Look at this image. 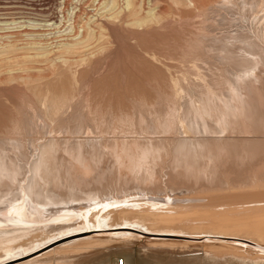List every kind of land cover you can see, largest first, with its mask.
I'll use <instances>...</instances> for the list:
<instances>
[{"label":"bare ground","instance_id":"1","mask_svg":"<svg viewBox=\"0 0 264 264\" xmlns=\"http://www.w3.org/2000/svg\"><path fill=\"white\" fill-rule=\"evenodd\" d=\"M79 2L80 0L77 3ZM170 2L178 6L184 3L191 5L194 2V7H199L202 9L201 11L211 17H215L216 14L214 12H217V20H220L222 25L229 24L231 17L234 18L236 25L233 28L228 25V27L221 28L211 27V30L213 29L214 31L212 35H210V32L206 34L203 31L200 38L196 36L199 42L196 39V42L183 46L180 50L182 53L179 56L169 52L170 47L175 48L174 52L179 51L181 46L174 43L173 41L175 40L164 43L165 48L161 55L160 63L167 67L169 69L168 72L171 73L170 76L156 75L157 79L155 81L159 84V93L164 91V98L165 93L167 95L169 92V95H167L169 96V104L166 105L167 111L163 104L165 108L161 109V104L156 103L157 105L159 104L160 109H158L159 107L157 109L152 108L155 110L153 111L155 115L147 124L145 123V116L137 115L133 118L129 109L119 107L113 112L117 120L111 121L112 112H110L111 115L109 114L110 116L106 121L104 130H101L102 127H99L100 129L98 127L91 128L90 132L85 129L86 136L79 135L76 139L75 137L71 139L72 136L62 134L59 127H62L60 124L63 122V117L61 118L60 116L63 115L62 110L64 109L61 107L65 104L62 103L74 98L72 95L75 93L72 92L73 94L70 95V98L68 94L64 98L66 93L58 95L59 92L49 90L45 93L46 95H43V93L36 92V90L35 94L38 93L39 99L44 103L41 106L39 105L40 109L28 112L23 121L17 118L20 123L16 125V128L11 129L10 132L0 127V156L9 145H14L17 149L20 148V154L17 155L18 158L16 157L15 170L9 169L7 165L2 163V160V162L0 161V254L32 245L46 235L52 234L64 226L71 225L73 223L70 222L72 208L69 205L80 202L82 198L94 196L96 191L100 192L102 188L95 187L93 183L97 180V175H102V178L105 173L108 175V172L113 175L117 174V177H115L118 179L119 190H122L121 188L126 190L131 186H136V190H151L155 193L159 192L179 197L170 198L168 196L170 198L168 199L169 202L172 203L196 202L191 206H169L157 210L159 215L153 217V223L155 225H170L177 228L172 230L187 231L193 228H202L205 223L211 222L220 226L226 220L224 218L229 216V214L224 212L228 205L256 204V206H264V202L251 203V201L256 199L264 200V0H210L209 4H206L204 0H170ZM98 5L100 7L97 10L100 12V16L106 13L105 15L114 19L122 15V13L126 14L128 18L125 19L126 27L131 30L149 26L154 22L158 25L171 14V12L155 10L152 7L146 11L142 10L141 4L137 0H103ZM203 7H208V9L204 11ZM77 8L78 4L73 8V13L75 14L73 15L76 17H78ZM233 9L238 10L235 11ZM203 12L198 17L203 16ZM238 13L243 19L240 16L241 19L238 18ZM75 20L76 18L72 19L71 17V21L75 22ZM14 22L2 23V25H5V29L11 28V25L16 26L18 24ZM74 22L73 25L70 24L72 29L68 30L72 31L70 39L68 38L62 44L57 43L58 47L57 49L55 48L56 50H52L55 46L53 42H45V38L50 37L52 33H29L26 34L28 38L25 43L14 40L16 38L15 34L1 38L0 53L5 52L10 56L14 55L18 50L25 49L31 52L30 54H33L35 61H46V64L50 65L48 67L65 65L67 63V54L88 49L93 39L99 34L94 28L97 21L92 16H89L79 26L81 33L78 32L79 30ZM34 24L38 26V23ZM26 55L28 56V53ZM6 57L8 58V55ZM73 77L76 80L75 71ZM37 78L40 80L42 78L41 74ZM163 78L166 79L163 80ZM26 84L28 85V83ZM169 89L171 90L169 91ZM152 90L155 91L154 86ZM81 92L78 93L81 94ZM158 96L160 95H157L158 99L162 97ZM75 97L78 98V96ZM91 98H94L93 93ZM85 99L90 102L87 97ZM52 100L56 104H53ZM44 101L51 103L47 104ZM151 101L153 103V100ZM70 103L69 101L68 105ZM87 104L89 105V103ZM136 105L138 104L136 103ZM91 107V105L86 106L85 110H87L88 120L91 119L92 121V119L101 116V111L98 114L99 112L95 111V109L91 110ZM142 107L145 106L143 105ZM36 112H39L38 117L41 118L42 122L32 120ZM66 113L68 112L66 111ZM28 115L33 116H31L32 118L30 117L32 121L29 120ZM73 115L74 112L72 113ZM107 115L104 116L106 117ZM27 117L29 118L28 120L26 119ZM176 121H179L176 124L178 126L174 128ZM23 122L26 123L22 124ZM64 124L66 125L67 123L64 121ZM33 125L34 127L42 126H40L42 128L40 131L41 136L35 141L32 138L29 139L30 135H33L35 131ZM88 125L90 126V124ZM83 126H78L80 128L77 130L83 129ZM148 126L149 129L154 130L153 134H151L152 132H150L151 130L148 129ZM44 130L45 132H43ZM68 130L70 129L68 128ZM76 132V134L79 133L78 131ZM24 136H26V141L30 143V145L28 144L29 146L23 145L24 140L22 139ZM66 138L68 142L75 140L87 143L88 141L90 144L87 147L84 146L81 151L92 153V150H95L100 154V159L98 158L99 160H95V162H92L91 159L90 162L88 159L89 161L87 160L86 163L88 166L83 168H80L79 164L73 163L69 158H64L65 164V161H63V157H65L63 154L64 150L61 147L68 143ZM159 141L162 144L159 145ZM59 144L63 145L60 146ZM159 148L163 149L165 156L164 154L162 157L156 155L159 153ZM8 149L10 150V148ZM70 152L72 153V151ZM74 155L78 156V154ZM79 155L81 158V152ZM21 156H25L23 157L25 160ZM4 158L6 159V157ZM154 158L156 162L153 161ZM148 159H151V161L149 160L152 162L151 166L148 165L150 164L149 161H146L147 165L144 161ZM19 161L22 163L19 164ZM36 161L43 163L46 169L49 168L50 172L67 165L70 171H64L62 177L69 184H61L63 181L66 182L61 179H58L62 181H59L60 183L52 182L53 179L51 181L49 176L48 178H43L42 174L44 172L42 173L41 171V174H39L37 172L38 167L37 169L35 168ZM159 163H161V166H159ZM21 165L25 167L26 171L30 168L29 172L31 170V174L25 172V176L20 178L17 168L19 169ZM157 168L160 171L155 172ZM46 169L44 168V170ZM152 171L159 174L160 179L157 178V174L155 175L156 178L155 176L153 177V174L151 177ZM183 172L184 175L182 174ZM179 173L183 176H179ZM59 174L57 172V175ZM48 179L52 183H49ZM98 180L101 179L98 177ZM112 180H115V178ZM18 184L19 186H17ZM17 196H19L20 201H15ZM222 198H225L222 203L221 200L216 202L218 204L212 203V199ZM189 207H191V210L188 211L187 216H182L180 210L189 209ZM56 215L60 217L61 221H52V218ZM112 216L114 215L112 214ZM105 219L108 220L110 217H105ZM25 222H30L31 224H26ZM253 229H258V227L255 226ZM76 255L78 258L82 257V255L84 256L82 253H77ZM44 256L47 255L45 254ZM40 258L38 257L39 260ZM38 259H35V261ZM29 263H32V261L27 262V264Z\"/></svg>","mask_w":264,"mask_h":264},{"label":"rangeland","instance_id":"2","mask_svg":"<svg viewBox=\"0 0 264 264\" xmlns=\"http://www.w3.org/2000/svg\"><path fill=\"white\" fill-rule=\"evenodd\" d=\"M11 1L21 2L19 4L20 6H18L20 8H42L43 10L48 11L41 16H38L40 13H27V15L22 14V17L17 16L18 12H0V35L2 34L0 39L15 34L16 38H14V40L19 42L23 41L25 43L28 38L26 34L52 33L50 36L51 38H45L46 41H44L46 43L47 41L53 42L55 46L53 45L54 47L52 50H56L58 44H62V42H65L68 38L70 39L72 31L68 30L72 29L71 26L74 22L71 21V17L72 19L76 18L74 23L80 33L81 29L79 26H81L83 21H85L89 16H92L97 21L94 28H96L97 34H99L93 39L92 44L88 47V49H82L75 53L67 54V63L65 65L48 67L50 65L46 64V61H35L33 54H30L31 52L26 51L25 49L18 50L14 55H10L11 57L5 52L0 53V127L5 131L10 132L11 129L16 128V125L20 123L17 118H19L20 121H23L25 120V116L28 112L40 109L43 102L39 99V94H35L36 90V92H41L43 95H46L45 93L49 90L59 92L58 95L66 93L64 98L67 97V94L70 98V95L75 93L72 95L74 98H70L71 100L68 99V101H66V99L64 100L66 102L62 103L65 105H62L61 107L64 109L62 110L63 115L60 117H63L62 121H65L67 124L63 125V122L61 121L62 123L60 122V126L62 125V127H59L60 132L70 137L72 136L71 139L74 137L76 139L79 135L86 136L84 132L85 129L90 132L91 128L102 127L101 130H104L107 123L106 121L111 115L110 112H112L110 118L111 121L114 122L115 119L117 120L113 112H115L119 107L129 109L133 118L137 115L145 116V123L149 124L148 122H150L155 115V112H153L155 110L153 109H157L159 107V104L157 105L156 103L161 104V109L166 107V111L168 109L166 105L169 104V96H167L169 95V92L167 95L165 93L164 98V91L162 92L161 90L163 94L159 93L160 89L158 88L160 87H158L159 84L155 81L157 79L156 75L170 76L171 73L168 72L169 69L167 67L160 63L162 58L161 55L165 48L164 43H168L170 40H175L173 42L181 47L179 51L177 50L176 52H174V47H170L169 52L175 53L179 56L182 53L180 50L183 46L192 44L197 40L199 42L198 38L201 37L203 31H205L206 34H209L210 32V35H212L214 31L213 29L211 30V27L221 28L229 26L230 28H233L236 25L235 20H233L234 18L232 17L229 24H227L228 26L222 25L220 20H217V12H214L216 14H214L215 17H211L201 11L202 9L199 7H194V2L191 5H186V3H184L183 5L178 6L171 3L170 0H137L138 3L141 4L142 10L146 11L152 7L155 10L171 12V14L167 18L168 20L166 19L158 25L154 22L149 26H143L137 30H131L126 27L125 19L128 18L124 13L114 19L105 15L106 13L101 14L100 16V12L97 9L100 7L98 4L100 2L102 3L103 0H80L79 3H77L79 0H0V8L9 7L8 2ZM204 1L206 4L210 3V0ZM77 4L78 17L74 16L75 14L73 13V8L77 6ZM206 9H208V7H203L204 11ZM233 10L237 11L238 9ZM202 12L203 16L198 17L200 14L202 15ZM237 16L238 18L241 17L239 13ZM241 18L243 19V17ZM10 22L18 24L16 26L11 25V28L5 29V25H2V23ZM33 22L38 23V26H36ZM23 24L25 25L23 26ZM192 33L195 34L193 35ZM87 51L88 53H86ZM26 52L28 53V56L26 55ZM4 55H8V58ZM71 71L73 73L75 71L76 80L74 79ZM40 74L42 78L39 80L37 76ZM165 79L166 78H163V80ZM26 83H28V85ZM153 86L155 91L157 90L158 92L156 91L155 93V91L152 90ZM75 90L77 91L75 92ZM170 90L171 89H169V91ZM78 92H81V94ZM92 93L94 96L93 99L91 98ZM158 94L160 95L158 97L162 96L159 98L162 101L157 98ZM75 96H78V98ZM85 97H87L90 102H87ZM74 99L76 100V104ZM136 100H138L139 103H143L139 104ZM151 100H153V103ZM69 101L72 103L73 107L71 103L69 104L70 106L68 105ZM166 101L167 103H165ZM54 102L53 104H56ZM135 102L139 105V107ZM45 103L48 104L51 102L46 101ZM87 103L92 106L91 110L95 109V111L99 112H97L98 114H100L101 111V116L92 119V121L91 119L88 120L86 115L87 110H85L86 106H89ZM154 103L155 105H153ZM142 104L145 107H142ZM148 105L153 106L149 107ZM110 106L112 107V110ZM160 107L158 109H160ZM100 108L102 109L100 110ZM139 108L142 110L144 109L143 111L147 114H145L141 109L140 112ZM147 110L148 112H146ZM66 111L68 113H66ZM73 112L74 115L72 116ZM163 113L166 114L165 111H163ZM38 114L39 112H36L34 114L35 119L33 118L32 120L42 122L41 118L38 117ZM104 115L107 116L105 117ZM31 116L32 115H28L29 118ZM28 117L26 118L27 120L29 119ZM31 118L29 120H31ZM73 119H77L78 121ZM103 119H106L105 122ZM208 119H210V117H208ZM67 121L70 122L68 123ZM178 122L179 121H176L174 123V128L178 126H176ZM25 123L26 122H23L22 124ZM88 124H90L91 127ZM40 126L41 125L34 127L33 125L36 131H34L36 137L33 134L30 135L29 139L32 138L35 141V139L41 136L40 131L42 130V126ZM78 126H83V129L77 130L80 128ZM68 128L70 130H68ZM75 128L76 130L74 131ZM76 131L79 133L76 134ZM43 132H45V130ZM150 132L153 134L154 130H151ZM22 140H24V144L22 143L24 146L25 144L30 145V143L26 141V136H24ZM89 144L90 143L88 141L87 143H81L80 141L75 140L65 143V146L63 144V146L59 144L62 146L61 149L63 148L62 150H64V153L62 151L65 156L63 157V161H65L64 158H69L73 163L79 164V167L83 168L84 166H88L86 164L88 159H91L92 162L99 160L100 154H98L97 151L92 150V153L90 152L91 156L89 152L86 153L85 151H81L84 146L87 147ZM158 144L160 145L162 142L159 141ZM104 146L108 145L105 144ZM8 148H10V150ZM19 149H17L14 145L7 146L3 150L6 156L2 152L0 161L2 160L3 162H1L4 163V165H7L9 169L15 170L18 158L17 155L20 154ZM160 150L161 148H159V153L156 155L162 157L164 154L163 149L161 151ZM70 151H72V153ZM80 152L82 156L81 158L79 155ZM82 152L84 153L82 154ZM74 154H78L79 157ZM4 157H6V159ZM21 157L23 158L25 156ZM85 157L86 159H84ZM155 158L153 160L154 162H156ZM149 160L151 161V159L144 161L146 162ZM21 163L22 162L19 164ZM39 163V161H36L35 168L37 169L38 167L37 172L39 174H41V171L42 173L44 172V174H42L43 178H48L49 176L51 181L53 179L52 182L58 183L65 180L62 175L64 171L68 170L69 167H67V165V168L65 165V168L63 166L59 167L60 171L58 169L50 172L49 168L46 169L43 163H40L41 165ZM11 164L12 166H10ZM147 164L148 163L146 162V165ZM159 164V166H161V163ZM42 165L46 170H44ZM148 165L151 166L152 162ZM24 168L25 167H23V165H21L19 169L17 168L20 178L25 176V172H29L30 168H28V171ZM69 171L70 169L67 172ZM157 171L160 170L157 168L155 172ZM57 172L58 174L62 173L57 175ZM155 172H151V177L152 174L153 177L157 174ZM170 174L172 175V173ZM182 174L184 175V172ZM182 174L179 173L178 175L181 176ZM101 176L97 175V180L93 183L95 184V187L102 188L100 192L96 191L94 196L82 198L80 202L73 204L70 203L71 205L69 206L72 208V218L70 222H73L71 225H67L66 227L64 226L52 234L46 235L32 245L6 251L2 253L3 255L0 254V264H27V262L31 261L32 263L29 264H120L121 260H123V264H264V206H256V204L238 206L228 205L224 212L229 214V216L224 218L226 220H224L220 226L214 225L215 223L211 222L208 224L205 223L202 228H193L187 231L172 230L177 228L171 227L170 225H155L153 223V217L159 215V211L157 210L165 207L167 208L169 206H191L196 202L172 203L169 202L168 199L176 196H169L159 192L155 193L151 190L140 191L139 189L136 190V186H131L126 190H124V188L119 190V184L117 183L118 179H116L117 174L113 175L108 172V175L105 173L102 178ZM156 176L160 179L159 174ZM98 177L101 180H98ZM114 178L115 180H112ZM58 179H61L62 181ZM49 180L50 179H48V181ZM51 181H49V183ZM65 183L69 184L67 181H63L61 184ZM17 186H19V184ZM32 189L35 190L36 188ZM16 198L17 200L15 201H20L19 196ZM218 200H221L222 203L225 198L212 199V203L218 204L216 203ZM259 202H264V200L256 199L255 201H251V203ZM190 210L191 207H189V209H181L180 212L182 216H187L186 214ZM112 214L114 216H112ZM105 217H110V219L106 220ZM52 219L51 220L53 222L61 221L60 217L57 215ZM25 223L29 224L30 222ZM255 226L258 227V229H253ZM77 253H82L84 256L82 255V257L78 258L76 255ZM45 254L47 256H44ZM38 257H41L43 260L41 258L39 260ZM35 259H38V262L35 261Z\"/></svg>","mask_w":264,"mask_h":264},{"label":"built area","instance_id":"3","mask_svg":"<svg viewBox=\"0 0 264 264\" xmlns=\"http://www.w3.org/2000/svg\"><path fill=\"white\" fill-rule=\"evenodd\" d=\"M9 4V7H1L0 8V12H18L17 16H20L22 17V14H26L27 13H40V15L38 16H41V15H44L45 12H47L48 10H43L42 8L41 9H24V8H20L18 6H20L19 4L21 2H18V1H11V2H8ZM34 18V17H33ZM120 264H123V260L120 261Z\"/></svg>","mask_w":264,"mask_h":264}]
</instances>
